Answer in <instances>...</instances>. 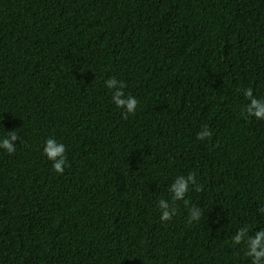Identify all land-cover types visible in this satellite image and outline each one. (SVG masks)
<instances>
[{
  "label": "trees",
  "instance_id": "16d2710c",
  "mask_svg": "<svg viewBox=\"0 0 264 264\" xmlns=\"http://www.w3.org/2000/svg\"><path fill=\"white\" fill-rule=\"evenodd\" d=\"M109 75L134 116L110 103ZM246 88L264 97V0H0V126L23 141L0 150V264H249L229 242L264 227V120L244 113ZM189 171L204 215L186 223L178 201L161 222Z\"/></svg>",
  "mask_w": 264,
  "mask_h": 264
},
{
  "label": "clouds",
  "instance_id": "9594fccd",
  "mask_svg": "<svg viewBox=\"0 0 264 264\" xmlns=\"http://www.w3.org/2000/svg\"><path fill=\"white\" fill-rule=\"evenodd\" d=\"M103 87L110 94V103L119 110L122 119H128L134 116L137 112L138 98L130 93L125 92L126 83L117 75H109L103 80ZM242 95L247 103L243 107V111L247 116L254 117L257 120H264V97H258L253 94L252 88L242 90ZM2 127V126H0ZM0 134V150L6 154H13L17 150L16 141L20 144L23 142L16 129L5 131ZM213 135L210 127L203 124L195 133L197 141H204ZM41 155L45 157L51 164V170L56 174H63L68 166L65 144L55 136H47L42 139L40 145ZM168 198H160L157 201L159 210V220L161 222L171 221L176 215V202H183L187 210L186 223L192 224L199 222L204 215V210L201 207H196V204H190L187 195L190 191L200 192L201 184L198 183L197 174L195 171H189L186 174H177L167 184ZM256 213L259 216H264V204H259L256 208ZM230 244L243 247V256L249 264H264V227L260 226L258 230L253 231V228L245 223L235 228L232 232Z\"/></svg>",
  "mask_w": 264,
  "mask_h": 264
}]
</instances>
